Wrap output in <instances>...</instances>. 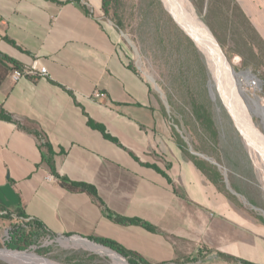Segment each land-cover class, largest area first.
<instances>
[{
    "label": "crops",
    "instance_id": "1",
    "mask_svg": "<svg viewBox=\"0 0 264 264\" xmlns=\"http://www.w3.org/2000/svg\"><path fill=\"white\" fill-rule=\"evenodd\" d=\"M235 2L264 41V0ZM102 6L103 0H0V53L24 68L48 69L16 82L11 71L0 87V105L20 123L0 118V207L17 210L24 202L26 217L49 234L111 239L147 264H241L215 259L216 252L264 264V224L179 146ZM36 130L50 139L62 175L94 185L114 213L157 231L117 222L86 192L63 188L42 164ZM226 219L252 228L254 239L217 248L225 243Z\"/></svg>",
    "mask_w": 264,
    "mask_h": 264
},
{
    "label": "rangeland",
    "instance_id": "2",
    "mask_svg": "<svg viewBox=\"0 0 264 264\" xmlns=\"http://www.w3.org/2000/svg\"><path fill=\"white\" fill-rule=\"evenodd\" d=\"M190 1L211 29L246 93L262 99L264 104V44L237 3L234 0ZM102 16L116 27L121 47L131 65L150 84L155 103L186 154L215 166L223 177L221 185L233 201L251 209L257 221L264 224L263 172L255 163L259 154L251 155L250 144L224 99L219 95L214 98L209 66L193 37L163 0H113L109 12L103 11ZM246 71L260 79L258 88L250 87L248 80L240 76ZM241 99L249 108L245 99ZM259 119L257 115L256 122ZM215 221L221 223L222 218ZM29 222L17 210L0 209V249L31 252L59 264H118L109 252L91 246H98L92 239L63 237L49 244L45 235L35 234L26 249L11 248L9 244L13 243L15 232ZM230 223L228 219L223 222L225 243L217 248L225 250L234 242L247 243L254 239L252 228L245 230L240 222L232 226ZM105 249L134 264L132 257L120 255L108 246ZM258 256L264 262V251ZM214 258L236 259L248 264L240 257L219 252ZM0 264L24 263L3 256Z\"/></svg>",
    "mask_w": 264,
    "mask_h": 264
},
{
    "label": "bare ground",
    "instance_id": "3",
    "mask_svg": "<svg viewBox=\"0 0 264 264\" xmlns=\"http://www.w3.org/2000/svg\"><path fill=\"white\" fill-rule=\"evenodd\" d=\"M163 1L172 14L177 17L183 28L193 37L204 54L211 72L212 94L214 98L218 95L221 96L227 103L235 122L246 136L247 143L250 144L248 149L251 155L259 154L258 161L255 163L256 165L259 164L258 168L263 172L264 179V104L260 101L262 99L253 98L246 93L241 85V79L233 69L234 67L229 63L211 29L196 13L190 0ZM240 76L248 80L252 73L246 71ZM242 97L250 109L242 104ZM257 115L260 117L259 123L255 120ZM90 245L95 246L98 251L109 252L118 264H128L124 258L113 251L101 246ZM3 256L24 264H59L26 251L0 249V258Z\"/></svg>",
    "mask_w": 264,
    "mask_h": 264
},
{
    "label": "trees",
    "instance_id": "4",
    "mask_svg": "<svg viewBox=\"0 0 264 264\" xmlns=\"http://www.w3.org/2000/svg\"><path fill=\"white\" fill-rule=\"evenodd\" d=\"M112 3H113V0H103V6H102L103 11L108 13L109 12V6H111ZM237 6L242 11V9L240 8V6L238 4H237ZM242 13H243L244 17L247 18V16L244 14L243 11H242ZM247 20L249 21L248 18H247ZM251 26H252V24H251ZM252 28L255 31L256 35L259 37L255 28L253 26H252ZM260 40L264 44V41L261 38H260ZM129 65L131 68L135 69L131 65V63ZM15 68H24V67L22 66L21 63H19L14 58H12L8 55H2L0 53V87L3 84V82L6 80V78L10 74V72L13 71ZM0 118L7 120V121H10V122H13V123H17L20 125L19 121L16 118H14L10 113H8L3 108V106H1V105H0ZM89 122H90L91 126L101 130L107 138L115 141V139L107 133L106 129L103 126L96 124L92 120H90ZM34 135L37 138L38 146L42 152V157H43L42 164L47 166L49 171L57 178L59 184L63 188L70 190L72 192H86L102 208V210L104 211V213L107 216H109L110 218H112L113 220H115L117 222L124 223V224L142 225L145 228H147L148 230L157 231V228L154 225H152L150 222H147L141 218L124 217V216H121L117 213H114L112 210H110L107 207L106 203L100 197L98 190L94 185L87 183V182H83V181H75V180H72L65 175H62L60 173V171L58 170L57 163H56V156L58 155V153L55 151L50 139L48 138V136L43 131H40V130L34 131ZM178 144L182 148V145L179 142H178ZM64 153H65V151H64V149H62L59 154H64ZM186 155L190 159H192V161L205 174H207L213 182H215L216 184H219V185L223 182V177H222L220 171L215 166L209 165V164L207 165L204 161L198 160L197 158L192 157L188 154H186ZM24 207H25V204H24V202H22L20 207L17 209V211L20 213V215L26 216L25 212H24ZM0 209H3V208L0 207ZM48 233H49V231L46 229L45 225L41 221L33 219L32 221L27 223V225L25 227H21L19 230H17L15 232V234L13 235L14 236L13 241H12L13 243L9 244V246L11 248L24 250V249H26V247L30 243H32L33 237L35 234L46 235ZM91 239L98 242V243H101L105 246L111 247V248L117 250L118 252H120L121 254H123L125 256L135 257V259L132 260V262L134 264H139V263L147 264V261L142 256L138 255L137 253H135L133 251H129L128 249H126L122 245L118 244L117 242L112 241L111 239L102 238V237H91Z\"/></svg>",
    "mask_w": 264,
    "mask_h": 264
},
{
    "label": "built area",
    "instance_id": "5",
    "mask_svg": "<svg viewBox=\"0 0 264 264\" xmlns=\"http://www.w3.org/2000/svg\"><path fill=\"white\" fill-rule=\"evenodd\" d=\"M47 74H48V69L45 66H42L41 68H15L11 72V77L16 82V81H19L20 79H22L24 77L39 78V77L45 76ZM247 82H248V85L252 88H258L260 85V79L255 75H252L248 79ZM95 95L97 97H99V96H103V93L101 91H96ZM27 219L30 221L33 220L32 218H28V217H27ZM45 236H46V238H48L47 243H49V244L54 243L55 241H58L60 239H63V237H66V236H53L49 233L46 234Z\"/></svg>",
    "mask_w": 264,
    "mask_h": 264
},
{
    "label": "water",
    "instance_id": "6",
    "mask_svg": "<svg viewBox=\"0 0 264 264\" xmlns=\"http://www.w3.org/2000/svg\"><path fill=\"white\" fill-rule=\"evenodd\" d=\"M234 71H235V70H234ZM67 237H70V236H67ZM95 243H97V242H95ZM97 245H98V246H101V247H103V248H104V247H105V248L107 247V246H105V245H103V244H98V243H97ZM109 249H111V248L109 247ZM111 250H113V249H111ZM119 254H120V255H123V254H121V253H119Z\"/></svg>",
    "mask_w": 264,
    "mask_h": 264
},
{
    "label": "flooded vegetation",
    "instance_id": "7",
    "mask_svg": "<svg viewBox=\"0 0 264 264\" xmlns=\"http://www.w3.org/2000/svg\"><path fill=\"white\" fill-rule=\"evenodd\" d=\"M246 263V262H245ZM248 264H252V263H248Z\"/></svg>",
    "mask_w": 264,
    "mask_h": 264
}]
</instances>
